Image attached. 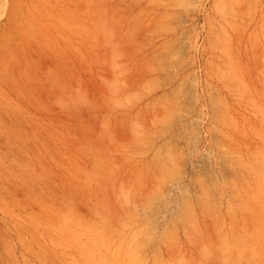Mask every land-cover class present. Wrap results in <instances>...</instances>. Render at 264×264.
<instances>
[{
    "label": "rangeland",
    "instance_id": "obj_1",
    "mask_svg": "<svg viewBox=\"0 0 264 264\" xmlns=\"http://www.w3.org/2000/svg\"><path fill=\"white\" fill-rule=\"evenodd\" d=\"M50 1L67 40L0 148V264H264V0Z\"/></svg>",
    "mask_w": 264,
    "mask_h": 264
},
{
    "label": "bare ground",
    "instance_id": "obj_2",
    "mask_svg": "<svg viewBox=\"0 0 264 264\" xmlns=\"http://www.w3.org/2000/svg\"><path fill=\"white\" fill-rule=\"evenodd\" d=\"M57 6L50 0L12 2L0 13L6 20L0 39V148L21 139L37 91H48L44 60L50 51L60 53L67 40Z\"/></svg>",
    "mask_w": 264,
    "mask_h": 264
}]
</instances>
